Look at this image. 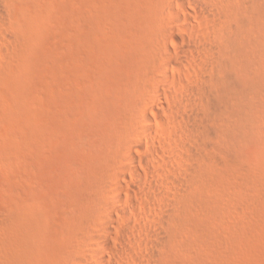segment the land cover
<instances>
[{
	"label": "rangeland",
	"instance_id": "rangeland-1",
	"mask_svg": "<svg viewBox=\"0 0 264 264\" xmlns=\"http://www.w3.org/2000/svg\"><path fill=\"white\" fill-rule=\"evenodd\" d=\"M179 1L0 0V264H264V0Z\"/></svg>",
	"mask_w": 264,
	"mask_h": 264
},
{
	"label": "bare ground",
	"instance_id": "bare-ground-1",
	"mask_svg": "<svg viewBox=\"0 0 264 264\" xmlns=\"http://www.w3.org/2000/svg\"><path fill=\"white\" fill-rule=\"evenodd\" d=\"M175 2H177V3H180V4H183L181 1H179V0H174ZM195 16H198V15H196V13L194 14ZM171 60H168L167 62H166V65H168V66H170V64H171ZM180 63H182V64H186V62H184V60H181V62ZM164 80L167 82V81H169V78L168 77H164ZM155 99H156V102L160 105V106H162V104H163V102H162V96H161V93L160 92H157L156 93V95H155ZM157 114V113H156ZM147 144H149L148 142H146ZM150 146H154L153 144H149ZM152 149H155V148H152ZM137 161H139L141 164L143 163H145V160H143V159H138ZM130 162L131 163H133V162H135V157L133 158H130ZM146 164V163H145ZM119 192H120V190H119V188L117 187V186H115V185H111L110 187H109V195H108V202L110 203V205H113V203H114V201H113V199L119 194ZM106 219H107V221L106 222H108V227H106V228H104L103 229V232H104V234H105V237L104 238H101L100 240H99V242H98V245H99V248H100V251H99V254H96V256H98V259L96 260V264H103V260L105 259V260H107V261H109V262H113V256H112V254H111V252H110V250H109V241H108V239H109V237L111 236V233H112V231H111V229L113 228V225H114V219L111 217V215H107L106 216ZM101 257V259H99Z\"/></svg>",
	"mask_w": 264,
	"mask_h": 264
}]
</instances>
